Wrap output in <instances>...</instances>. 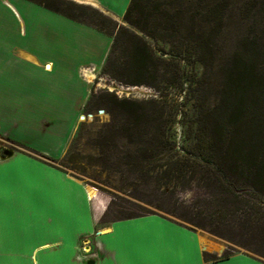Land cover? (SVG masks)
Returning <instances> with one entry per match:
<instances>
[{"label": "trees", "instance_id": "trees-1", "mask_svg": "<svg viewBox=\"0 0 264 264\" xmlns=\"http://www.w3.org/2000/svg\"><path fill=\"white\" fill-rule=\"evenodd\" d=\"M34 1L81 22L86 17L79 9L82 6L71 0ZM233 1L130 0L124 13L126 25L115 21L109 28L101 22L93 24L113 37L103 69L119 84L154 86L160 70L171 65L183 73L169 85L178 93L185 91L186 98L189 91L194 95L181 110L187 144L179 154L168 153L176 148L171 134L178 112L176 99L161 95L160 100H137L112 91H91L85 109H104L110 119L94 132L89 162L112 167L129 187L145 189L140 192L142 198L136 195L132 201L145 211L119 208L107 221V209L101 222L147 214L176 217L175 221L188 228L220 237L228 231L232 243L259 254L251 245L264 243V9L256 22L259 32L241 36L222 52L219 38L225 33ZM149 38L168 45L167 50L161 49L173 56L171 62L158 55ZM205 81L214 87L211 96L204 93ZM85 125L79 126L76 137ZM18 145L41 160L58 162ZM166 153L163 163L156 164ZM65 160L75 162L69 150L61 159V168L67 171ZM193 187L199 193L191 203L172 199L177 189Z\"/></svg>", "mask_w": 264, "mask_h": 264}, {"label": "crops", "instance_id": "crops-1", "mask_svg": "<svg viewBox=\"0 0 264 264\" xmlns=\"http://www.w3.org/2000/svg\"><path fill=\"white\" fill-rule=\"evenodd\" d=\"M112 38L34 0H0V140L13 145L0 141V264H264L240 251L210 259L206 234L159 214L103 230L87 184L18 145L64 157Z\"/></svg>", "mask_w": 264, "mask_h": 264}, {"label": "rangeland", "instance_id": "rangeland-1", "mask_svg": "<svg viewBox=\"0 0 264 264\" xmlns=\"http://www.w3.org/2000/svg\"><path fill=\"white\" fill-rule=\"evenodd\" d=\"M67 1V0H66ZM74 3L82 6L81 12L84 13L86 17H83V22L93 26V24L101 22L105 27L109 28L111 25V21H115L118 24H125L124 21V13L126 11V7L124 5L117 6L115 10L105 9L101 5L95 4L93 1L90 0H71ZM82 1V2H80ZM124 8V10H122ZM262 9H264V0H234L232 10L230 11V16L228 19L227 27L225 33L222 38H219V49L222 52H226L230 49L233 44L240 39L241 36L245 34H252V32L256 31L259 32L256 26V22L260 20ZM91 18L95 19V22L91 21ZM95 28V27H94ZM148 41L155 46L157 50H159L158 55L162 57V59L171 62L173 56L167 51L163 52L161 47L166 48L168 45L162 41H157L152 38H149ZM113 38L111 40L110 49L112 47ZM110 52V51H109ZM109 54V53H108ZM118 54V52L116 53ZM220 53H218L219 55ZM108 57V56H107ZM106 63V60H105ZM101 68V75H103L102 87L98 89L92 88L94 91L106 90L115 92L120 97H133L137 100H151L156 99L160 100L161 95H166L170 98L176 99L178 103V112L176 121L172 127V136L174 142L176 143V148L170 150L168 153H179L182 152V146L186 145V141L184 140L185 136V126L184 122H186L184 116L182 115L181 110L186 109L194 98L192 92L189 91L187 94V98L185 97V91L178 93L175 87L169 85L168 82H172L174 80H178L179 75L183 73V70L176 69L171 65H167L165 69H161L157 80L155 81L154 86L148 85H132L131 87L138 86L143 87L144 89H148L151 93H145L138 90H133L132 94L127 93L124 89L127 87L126 85L119 84L118 80L111 75L104 73V65ZM165 65V64H164ZM190 68H187V73ZM200 72V69L196 70ZM186 74V73H185ZM183 78V76H181ZM210 79L213 80V77ZM171 80V81H170ZM91 87V86H90ZM91 90V91H92ZM204 93L206 95L211 96L214 92V87L211 86L207 81H205V88ZM156 96H159L156 98ZM153 97V98H152ZM201 100V99H198ZM197 100V101H198ZM182 103V104H181ZM83 116V117H82ZM80 121L78 123L77 129L71 139L70 145L67 149L69 150L70 154L74 156L75 162H69L65 160V165H67L66 169L70 174L87 184V190L89 193V197L94 199L97 203L96 209V218H99V222L97 227L102 228L108 224L101 222V219L104 213L107 211V216L105 220H111L114 215L112 214L116 209H123L124 211L135 210L137 212L145 211V209H141L140 207L133 204L134 201L133 196H144L143 187H138V189H134L129 187L122 175L118 172L113 170L112 167H105L102 168L100 165L93 164V162H89L87 155L89 153H94L92 142L94 139V132L98 130L99 126L110 119V115L104 109L94 110V111H87L85 109L84 113L82 114ZM191 119V118H190ZM81 124H86L83 132L77 136L78 128ZM2 144L7 145L9 147H13V145L9 141L0 140ZM67 153V152H66ZM168 153L163 154L160 158L157 159L156 164L163 163L164 159L168 156ZM66 155V154H65ZM64 155V156H65ZM64 158V157H63ZM62 159V158H61ZM58 160L57 164L62 165L63 161ZM76 166L77 168H72ZM83 170V171H82ZM82 171V172H80ZM199 191L193 188L188 189H177V191L173 194L172 199L184 204H189L192 200L198 195ZM144 198V197H143ZM142 203V202H141ZM122 205V207H119ZM142 205L146 206L149 210L158 211L157 208L151 205ZM162 211L159 210L161 214ZM175 220L176 217H172ZM109 223V222H108ZM103 230L106 228H102ZM102 229L98 231L102 233ZM201 233L206 234L209 237L210 243V252L209 254H213L214 257L224 254L228 249H235L234 252H247L252 256H257L260 259L264 260V243L258 242L256 245H251L259 250V254L251 252V250L245 249L242 246L236 245L232 243L228 238L232 237V233L225 231V236L220 237L210 233L207 230L197 228ZM263 240V239H262ZM94 238L92 237L88 241L83 244L84 251L86 254L89 255L90 258H94V253L96 251V247L94 244ZM248 245V243H247ZM222 248V249H221ZM88 257V258H89Z\"/></svg>", "mask_w": 264, "mask_h": 264}, {"label": "water", "instance_id": "water-1", "mask_svg": "<svg viewBox=\"0 0 264 264\" xmlns=\"http://www.w3.org/2000/svg\"><path fill=\"white\" fill-rule=\"evenodd\" d=\"M139 89V91H142V92H145V93H151V91L150 90H148V89H144L143 87H138V86H134V87H131V86H127L125 89H124V91H126L127 93H129V94H132V92H133V90H138ZM83 117V116H82Z\"/></svg>", "mask_w": 264, "mask_h": 264}, {"label": "bare ground", "instance_id": "bare-ground-1", "mask_svg": "<svg viewBox=\"0 0 264 264\" xmlns=\"http://www.w3.org/2000/svg\"><path fill=\"white\" fill-rule=\"evenodd\" d=\"M82 119V118H81Z\"/></svg>", "mask_w": 264, "mask_h": 264}]
</instances>
